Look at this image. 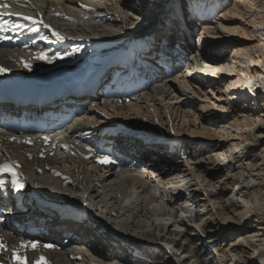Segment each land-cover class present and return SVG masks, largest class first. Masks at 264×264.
I'll return each instance as SVG.
<instances>
[{
	"label": "bare ground",
	"instance_id": "1",
	"mask_svg": "<svg viewBox=\"0 0 264 264\" xmlns=\"http://www.w3.org/2000/svg\"><path fill=\"white\" fill-rule=\"evenodd\" d=\"M213 1L186 2L196 13L180 22L176 0H0V79L10 86L116 73L54 136L0 130V164L24 185L0 174V264H264V16H252L258 43L242 45L232 22L256 0ZM152 35L177 63L141 76L123 56ZM243 96L258 108L228 100ZM26 220L50 233L30 235ZM30 241L35 250L21 247Z\"/></svg>",
	"mask_w": 264,
	"mask_h": 264
},
{
	"label": "rangeland",
	"instance_id": "2",
	"mask_svg": "<svg viewBox=\"0 0 264 264\" xmlns=\"http://www.w3.org/2000/svg\"><path fill=\"white\" fill-rule=\"evenodd\" d=\"M176 1H178V5H180L181 7H182V5H183V7H184V9L187 7L185 4H186V2L188 3L190 0H176ZM199 1H201V0H199ZM233 1H235V0H216V2H217V5H222V4H225L226 6H227V8L228 7H231L232 6V4H233ZM256 3L251 7V9L250 8H247L246 10H248V11H246L245 12V10H243L242 11V13L243 14H240V15H238V17H235L234 19H233V22H232V25L233 26H235L236 27V30H237V33H239V34H237L236 36H235V38L236 39H239L240 41H238V43H241L242 45H254V44H256V43H258V38L256 37H254V36H252V33L250 32V29H252V24L251 23H253V21H252V16H254V15H257V16H260V15H262V16H264V0H256L255 1ZM176 4V5H177ZM171 10V9H170ZM169 10V12H170V14H171V12H172V10L170 11ZM168 15L167 17V19H168V21H171V17H172V15ZM165 15V14H164ZM163 16V15H162ZM162 16H161V18H162ZM179 16V15H178ZM165 22V24L169 27V26H173V24L174 23H172V22ZM169 23V24H168ZM253 28H254V26H253ZM180 32H182V31H180ZM199 32V34H200V32H201V30H199L198 31ZM256 32V31H255ZM198 34V33H197ZM197 37H198V35H196L195 36V42L197 41ZM163 42V41H162ZM237 43V42H236ZM163 46V45H162ZM133 47V46H132ZM225 51H226V53H227V55H229L230 53H231V50H232V46H230V45H227V46H225ZM202 77H205L204 75H202ZM205 78H208V77H205ZM210 78V77H209ZM210 79H212V78H210ZM214 79V78H213ZM221 87H223L222 89H223V93L226 95V93L227 92H225V84H224V82H222L221 83ZM222 91V90H221ZM250 98V96H245V98H244V96L243 97H231L230 99H228L231 103L233 102L235 105H236V108H252V107H257L258 108V104L256 105V99H250V100H248ZM227 100V101H228ZM249 101V102H248ZM255 103V104H254ZM247 104V105H246ZM249 105V106H248ZM251 105V106H250ZM260 108V107H259ZM222 114H224V113H222ZM226 115H227V113H225ZM217 136H218V134H217Z\"/></svg>",
	"mask_w": 264,
	"mask_h": 264
},
{
	"label": "snow or ice",
	"instance_id": "3",
	"mask_svg": "<svg viewBox=\"0 0 264 264\" xmlns=\"http://www.w3.org/2000/svg\"><path fill=\"white\" fill-rule=\"evenodd\" d=\"M3 7H7V5L5 4V5H3ZM3 16H4V13H0V20L3 19ZM24 19H34V18L25 16ZM4 22L7 23V21H4ZM17 27H19V25H17ZM5 39H11V38L10 37H5ZM35 59L46 60L49 63L52 62V58L51 57H48L45 54H40L37 57H35ZM25 66L26 67H30V65H28V64H25ZM5 71H7V69H5L3 67H0V72H5ZM13 139H15V137H13ZM99 161L101 163H111L112 162L106 156L100 157L99 158ZM0 173H11V175L13 177L11 183H12V188L14 190L20 191L23 188L24 185L22 183H19L18 180H17L18 173H16L13 170V165H10V164H0ZM4 188H5V181L2 180V179H0V189H4ZM38 245H39V241H30V242H28L26 244H22L21 247H24L26 249L28 247H31L32 250H35L38 247ZM0 247H3V245H0ZM44 247H46V248H54V245L46 244V245H44ZM14 258L18 261V264H28V260H27V257L26 256H24V257L16 256ZM41 262H43V264H48L46 258L43 257V256H41L38 260L34 261L33 264H41Z\"/></svg>",
	"mask_w": 264,
	"mask_h": 264
}]
</instances>
